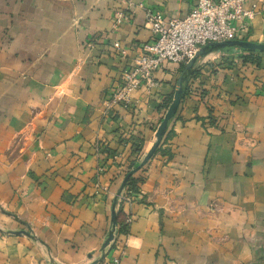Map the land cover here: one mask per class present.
I'll return each instance as SVG.
<instances>
[{
	"label": "crops",
	"instance_id": "0c3cea01",
	"mask_svg": "<svg viewBox=\"0 0 264 264\" xmlns=\"http://www.w3.org/2000/svg\"><path fill=\"white\" fill-rule=\"evenodd\" d=\"M198 1L0 0V264H264V57L201 59L199 93L137 173L140 192L117 197L180 69L164 65L130 107L112 93L152 41L146 11L184 18ZM254 5L247 40L264 44V0ZM118 213L127 233L103 250Z\"/></svg>",
	"mask_w": 264,
	"mask_h": 264
},
{
	"label": "built area",
	"instance_id": "2783aa9c",
	"mask_svg": "<svg viewBox=\"0 0 264 264\" xmlns=\"http://www.w3.org/2000/svg\"><path fill=\"white\" fill-rule=\"evenodd\" d=\"M246 1L199 0L184 18H165L160 11H146V25L152 41L142 47L133 66L123 72L121 84L112 93L110 104L130 107L136 91L150 94L159 88L155 73L164 65L172 64L180 69L210 43L247 40L248 23L255 16L256 5L247 10ZM113 48L120 55H126L120 43H113ZM199 62L194 67H198ZM120 201L131 205L132 195L125 192ZM112 230L115 238L118 233L114 227ZM112 264H120V259L114 258Z\"/></svg>",
	"mask_w": 264,
	"mask_h": 264
},
{
	"label": "water",
	"instance_id": "95a60500",
	"mask_svg": "<svg viewBox=\"0 0 264 264\" xmlns=\"http://www.w3.org/2000/svg\"><path fill=\"white\" fill-rule=\"evenodd\" d=\"M214 52L221 53L224 55H230L233 53H241V52L264 54V44L263 43H256V42H252V41H248V40H232V41H226V42H221V43H210V44L206 45L205 47H203L202 49H200V51L195 55V57L185 66L184 72L180 75V77L177 81V84H176L173 100H172V102H171L160 126H159L156 141H155L154 145L152 146V148L147 153V155L144 157L140 166H145L147 163H149V161L152 159V157L154 156V154L158 150L159 146L163 142V139H164V137L167 133V130H168V126H169L170 122L172 121V119L175 117V115L178 111V108H179V106L182 102V99H183V85L185 82L186 72L191 71L199 60L204 59L207 55H209L210 53H214ZM136 171L137 170L132 171L131 173H129L125 177V179H124V181H123V183L119 189L117 197H119L121 195L123 189L125 188V185H126L128 179ZM116 202H117V198L115 200V204H116ZM115 222H116V215L112 214V224L115 225ZM26 234L29 235L28 233H26ZM113 239H114V231L112 230L109 234V237H108L106 243L103 246V250L106 249V247L110 244V242Z\"/></svg>",
	"mask_w": 264,
	"mask_h": 264
},
{
	"label": "trees",
	"instance_id": "16d2710c",
	"mask_svg": "<svg viewBox=\"0 0 264 264\" xmlns=\"http://www.w3.org/2000/svg\"><path fill=\"white\" fill-rule=\"evenodd\" d=\"M241 53H242L241 59H242L244 64L255 65L256 68L260 67L261 62H262L263 57H264V54L249 53V52L248 53L247 52H241ZM184 69H185V66L180 68V70H179L180 75L184 72ZM202 76H203V73H202V70L199 69V67H194L191 71L186 72V74H185V82H184V85H183V99H185L186 97H188V98L193 97L195 94L199 93V89L196 88V86H195V80H197V78L202 77ZM170 103H171V101H170ZM167 108H168V106H167ZM167 108H166V110H167ZM167 136H169V133H166L164 141L159 146L157 151H161L162 150V146H163ZM140 165H141V163H133V162H131L128 165H125L126 168H127L125 177L129 173H131L132 171L137 170L128 179V181H127V183L125 185V188H124L131 195L140 192V187H141L140 185L143 182V178L136 177V175L139 172L146 171V166L148 165V163L145 166H140ZM113 227L116 229L118 234L127 233L128 223H127L126 219L121 216L120 213H118L116 215V222H115V225H113Z\"/></svg>",
	"mask_w": 264,
	"mask_h": 264
},
{
	"label": "rangeland",
	"instance_id": "374dc122",
	"mask_svg": "<svg viewBox=\"0 0 264 264\" xmlns=\"http://www.w3.org/2000/svg\"><path fill=\"white\" fill-rule=\"evenodd\" d=\"M239 54V53H238ZM242 54V53H241Z\"/></svg>",
	"mask_w": 264,
	"mask_h": 264
}]
</instances>
